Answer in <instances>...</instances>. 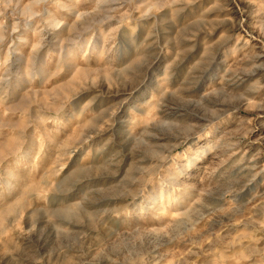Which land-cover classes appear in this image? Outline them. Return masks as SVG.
Segmentation results:
<instances>
[{
  "label": "rangeland",
  "instance_id": "rangeland-1",
  "mask_svg": "<svg viewBox=\"0 0 264 264\" xmlns=\"http://www.w3.org/2000/svg\"><path fill=\"white\" fill-rule=\"evenodd\" d=\"M0 264H264V0H0Z\"/></svg>",
  "mask_w": 264,
  "mask_h": 264
}]
</instances>
